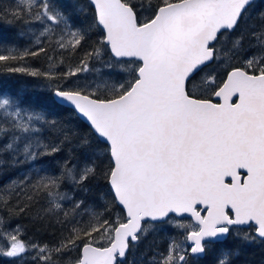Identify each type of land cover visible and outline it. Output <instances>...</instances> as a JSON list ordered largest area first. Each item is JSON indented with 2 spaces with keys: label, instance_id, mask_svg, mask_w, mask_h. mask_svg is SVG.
Listing matches in <instances>:
<instances>
[{
  "label": "snow or ice",
  "instance_id": "snow-or-ice-1",
  "mask_svg": "<svg viewBox=\"0 0 264 264\" xmlns=\"http://www.w3.org/2000/svg\"><path fill=\"white\" fill-rule=\"evenodd\" d=\"M256 8L255 0H0V23L14 33L0 42L3 69L39 81L80 124L0 92V174L25 173L0 184L6 264H203L209 254L212 264H235L230 240L264 243ZM49 157L55 167L45 166ZM21 216L53 239L26 240L13 223Z\"/></svg>",
  "mask_w": 264,
  "mask_h": 264
},
{
  "label": "trees",
  "instance_id": "trees-1",
  "mask_svg": "<svg viewBox=\"0 0 264 264\" xmlns=\"http://www.w3.org/2000/svg\"><path fill=\"white\" fill-rule=\"evenodd\" d=\"M86 4V0H83ZM256 10L255 16H258L259 12H264V0H256ZM254 16V18H255ZM96 37H93L95 39ZM14 39V33L9 28L6 23H0V42H10ZM3 63L10 62H0V92L4 94H12L23 98L27 103L31 104L34 108L38 110L46 111L51 118H55L61 122H65L69 127L80 128L79 122L76 118L70 115L67 111L59 107H53L51 105V100L46 91L42 88H38L37 84L39 81L29 77L24 74L19 73H9L3 69ZM28 63L34 67L41 69H46L47 64L43 59L37 60L34 58H28ZM82 131H84L82 129ZM71 154V149L65 150L64 155L68 156ZM78 158V154H77ZM50 163L45 165L46 167H55L53 158L49 157ZM23 166H18L17 168H8L4 173L0 174V184L6 183L11 178H19V176L25 175L22 170ZM13 223H18L21 225L24 232L26 240L38 241V242H49L53 239L52 233L44 231H37L31 223H29V218L26 216H21L18 219L13 220ZM166 238L157 239L156 243L160 247L164 246V240ZM234 247L239 249V255L235 258V264H264V243L256 242L250 245L234 244L233 241H229ZM6 245V241L0 240V247ZM148 248V243H142L140 246V251H144ZM151 254V252H149ZM215 257L211 254L206 257L203 264H212ZM7 258L0 257V264H6ZM30 264V260H29Z\"/></svg>",
  "mask_w": 264,
  "mask_h": 264
},
{
  "label": "water",
  "instance_id": "water-1",
  "mask_svg": "<svg viewBox=\"0 0 264 264\" xmlns=\"http://www.w3.org/2000/svg\"><path fill=\"white\" fill-rule=\"evenodd\" d=\"M256 1V0H255Z\"/></svg>",
  "mask_w": 264,
  "mask_h": 264
}]
</instances>
